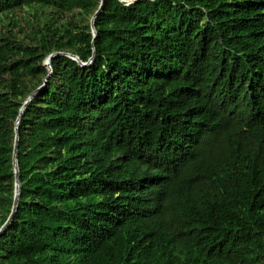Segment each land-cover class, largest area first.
<instances>
[{
    "label": "trees",
    "instance_id": "1",
    "mask_svg": "<svg viewBox=\"0 0 264 264\" xmlns=\"http://www.w3.org/2000/svg\"><path fill=\"white\" fill-rule=\"evenodd\" d=\"M101 2L0 0V264H264V0Z\"/></svg>",
    "mask_w": 264,
    "mask_h": 264
},
{
    "label": "water",
    "instance_id": "2",
    "mask_svg": "<svg viewBox=\"0 0 264 264\" xmlns=\"http://www.w3.org/2000/svg\"><path fill=\"white\" fill-rule=\"evenodd\" d=\"M128 1H135V0H128ZM103 3L104 0H102L101 5L99 7V9L96 11V13L94 14L93 18H92V29H93V34L94 37H96L97 35V31L95 29V19L97 17V15L100 13L102 7H103ZM57 53H52L50 54L47 59H46V64L48 66V68L50 69V71H52V67H51V60L52 57L55 56ZM69 56H71L72 58L76 59L77 61H79V63L81 65H86L87 63H90L94 57L91 58V60L89 62H84L80 59V57L78 55L72 54V53H67ZM46 83V82H45ZM45 83L43 85H41L36 91H34L33 93H31V95L28 97V99L26 100V102L24 103V105L22 106L21 110H20V116L16 122V135H15V144H14V155H13V159H14V168H15V173H16V184H15V195H14V202H13V207H12V211L11 214L9 216V218L7 219V221L4 223L3 226L0 227V234L5 231V229L12 223L15 214L17 212L18 209V205H19V197L21 194V177H20V173H19V166H18V146H19V121H20V117L21 114L23 113L24 109L26 108L27 104L29 103V101L32 100V98L38 93L39 90H41Z\"/></svg>",
    "mask_w": 264,
    "mask_h": 264
},
{
    "label": "rangeland",
    "instance_id": "3",
    "mask_svg": "<svg viewBox=\"0 0 264 264\" xmlns=\"http://www.w3.org/2000/svg\"><path fill=\"white\" fill-rule=\"evenodd\" d=\"M60 17V11L58 8L53 6H46L42 9V16L41 19L43 21H49L53 18Z\"/></svg>",
    "mask_w": 264,
    "mask_h": 264
},
{
    "label": "bare ground",
    "instance_id": "4",
    "mask_svg": "<svg viewBox=\"0 0 264 264\" xmlns=\"http://www.w3.org/2000/svg\"><path fill=\"white\" fill-rule=\"evenodd\" d=\"M203 46V45H202ZM199 49V48H198ZM206 54V53H205ZM214 56H215V54H214ZM207 60V59H206ZM212 60V59H211ZM209 62V61H208ZM204 64V63H203ZM202 64V65H203ZM206 64V63H205ZM208 65V64H207ZM213 66V65H212ZM216 68V67H215ZM184 69V68H183ZM211 72V71H210ZM223 72V71H222ZM182 73V72H181ZM216 75V74H215ZM192 76V75H191ZM221 76V75H220ZM182 77V76H181ZM199 77V76H198ZM216 77V76H215ZM214 78V77H213ZM180 79V78H179ZM221 79H222V77H221ZM225 80V79H224ZM228 80V79H227ZM222 81V80H221ZM193 82V81H192ZM212 83V82H211ZM227 84V83H226ZM231 84V83H230ZM231 87V86H230ZM222 89V88H221ZM228 89V88H227ZM237 89V88H236ZM239 89V88H238ZM215 90V89H214ZM231 90V89H230ZM247 90V89H246ZM228 91V90H227ZM232 91V90H231ZM234 91H236V90H234ZM238 91V90H237ZM247 95H249V94H247ZM198 96V95H197ZM240 117V116H239ZM199 126V125H198ZM149 129V128H148ZM203 131V130H202ZM141 134V133H140ZM200 134V133H199ZM186 136V135H185ZM188 136V135H187ZM200 136V135H199ZM190 140V139H189ZM172 145V144H171ZM165 146V145H164ZM152 147V146H151ZM157 147V146H156ZM167 147V146H166ZM155 148V147H154ZM171 148H173V147H171ZM180 148V147H179ZM152 150V149H151ZM172 150V149H171ZM199 150V149H198ZM156 151V150H155ZM172 153V152H171ZM178 153V152H177ZM149 154V153H148ZM175 155H176V153H175ZM183 155V154H182ZM188 155V154H187ZM171 156V155H170ZM162 158V157H161ZM168 163V162H167ZM172 166V165H171ZM170 170H171V168H169ZM166 187H168V186H166ZM165 188V187H164ZM162 189V188H161Z\"/></svg>",
    "mask_w": 264,
    "mask_h": 264
}]
</instances>
